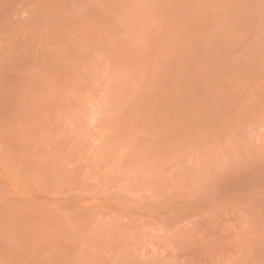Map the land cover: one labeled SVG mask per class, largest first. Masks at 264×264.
<instances>
[{"label": "rangeland", "instance_id": "1", "mask_svg": "<svg viewBox=\"0 0 264 264\" xmlns=\"http://www.w3.org/2000/svg\"><path fill=\"white\" fill-rule=\"evenodd\" d=\"M0 264H264V0H0Z\"/></svg>", "mask_w": 264, "mask_h": 264}]
</instances>
